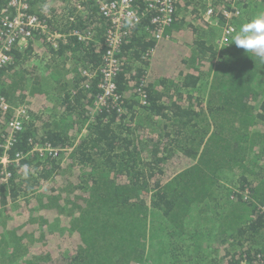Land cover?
I'll return each mask as SVG.
<instances>
[{
  "label": "trees",
  "instance_id": "obj_1",
  "mask_svg": "<svg viewBox=\"0 0 264 264\" xmlns=\"http://www.w3.org/2000/svg\"><path fill=\"white\" fill-rule=\"evenodd\" d=\"M136 3L142 21L101 102L112 23L99 1L31 0L49 32L89 39L38 31L0 69V160L22 153L6 180L0 163V264H144L148 240L158 252L164 237L195 264H264V61L236 45L227 60L220 30L202 28V10L231 0H177L161 39ZM236 6L235 33L250 6L264 12V0ZM19 106L27 117L5 150ZM47 145L59 155L33 150Z\"/></svg>",
  "mask_w": 264,
  "mask_h": 264
},
{
  "label": "built area",
  "instance_id": "obj_2",
  "mask_svg": "<svg viewBox=\"0 0 264 264\" xmlns=\"http://www.w3.org/2000/svg\"><path fill=\"white\" fill-rule=\"evenodd\" d=\"M102 15H104L110 22L111 26L107 30L106 43L108 50L104 55V66L102 68L103 82L100 86L104 89L103 96H99L101 102L106 97L115 96V81L114 77L120 71L119 54L123 43L127 39L129 33L135 29L142 21L143 14L140 12L136 1L137 0H98ZM242 0H231L230 9L218 10L212 4L203 12V19L208 22H215L220 24L219 15L227 21L223 26V35L220 44L228 43L230 37L234 35L237 28L230 23V17L234 8L239 10L236 3ZM230 2V0H229ZM79 9L82 8L77 4ZM145 12L151 13V22L154 25L155 37L161 39L164 36L165 29L169 27L176 15L177 0H146L144 8ZM239 12V11H238ZM229 19V20H228ZM49 33V39L56 41L59 38H68L75 35L80 39H89L88 35L81 33L78 30H73L68 33L49 32V26L46 20L39 17L31 10V0H9L8 4L0 10V69L8 65L13 60L12 51L14 47L25 48L31 40L34 39L38 32ZM89 72H86L88 74ZM99 103V101H98ZM9 110V105L4 97L0 95V111ZM26 113L25 106L16 108V112L12 118L6 122V127L9 133L5 136V143L3 144L5 150H8L13 142L15 133L23 129V122ZM33 150H38L40 153L48 151L53 156L59 155V149H54L47 145V147H33ZM22 157V153H17L14 158H11L5 151V154L0 160L4 164L3 179H8L11 176V171L6 165L11 162H18ZM261 211L264 213V205L261 206Z\"/></svg>",
  "mask_w": 264,
  "mask_h": 264
},
{
  "label": "clouds",
  "instance_id": "obj_3",
  "mask_svg": "<svg viewBox=\"0 0 264 264\" xmlns=\"http://www.w3.org/2000/svg\"><path fill=\"white\" fill-rule=\"evenodd\" d=\"M232 43L245 49L248 54L254 53L264 61V12L243 23L239 31L232 37Z\"/></svg>",
  "mask_w": 264,
  "mask_h": 264
},
{
  "label": "crops",
  "instance_id": "obj_4",
  "mask_svg": "<svg viewBox=\"0 0 264 264\" xmlns=\"http://www.w3.org/2000/svg\"><path fill=\"white\" fill-rule=\"evenodd\" d=\"M218 41V40H217ZM224 45H227L225 43H222ZM222 45H216V49H222ZM229 46V44H228ZM218 50V51H219ZM223 52L224 54L228 53L226 48L223 46ZM153 234V233H151ZM160 238V237H159ZM157 243H159L155 238L152 240H148V251L150 250L151 246L155 248V253L153 251V257L155 258L156 255H159L160 258L159 261L163 262V264H195L197 263L198 259L196 260L190 252H184L181 250L180 245H178V242L175 240H169L168 238H163V240H160V248L159 251L157 252ZM159 253V254H157ZM149 255V254H148ZM158 259L155 258V260L158 261ZM196 260V261H195ZM145 264H152V261L149 259L145 260Z\"/></svg>",
  "mask_w": 264,
  "mask_h": 264
},
{
  "label": "rangeland",
  "instance_id": "obj_5",
  "mask_svg": "<svg viewBox=\"0 0 264 264\" xmlns=\"http://www.w3.org/2000/svg\"><path fill=\"white\" fill-rule=\"evenodd\" d=\"M250 8V10L251 11H249L248 13L250 14V18L252 17V18H254L257 14H259V13H261V10L260 9H258V8H255V7H253V6H250L249 7ZM203 12H204V10H202V12H200V19L202 20V21H204L203 20ZM219 18H220V20H221V17L219 16ZM251 18V19H252ZM204 25V24H203ZM202 28L203 29H205V31L207 32V33H211V32H213L214 30H220V33H221V36H218V37H214V41H216L217 42V44L218 45H222L221 47H222V49H220V50H223V46L226 48V50L228 51V53H226V54H224V52L223 51H218V53L219 54H221L222 56H227V60H229V61H232V62H235L236 61V55L238 54V52H236V53H233V54H231L232 53V51L235 49V43H229V46L228 45H224V44H220L219 43V41L221 40V38H222V24L220 23V24H216L215 22H211V23H208V24H206V25H204V26H202ZM239 31V30H238ZM237 31V32H238ZM236 33H234V35H235ZM233 35V36H234ZM232 36V37H233ZM231 37V38H232ZM218 40V41H217ZM228 44V43H227ZM229 54V55H228ZM237 64H239V63H237ZM157 230H159L158 228H157ZM156 230H154V232H155ZM157 234H159V232H156ZM148 257H149V255H148ZM147 257V258H148ZM155 258L156 259H158V258H160V256L159 255H156L155 256ZM155 258L153 257L152 259H150V257H149V259L152 261V264H163L161 261H159V259H158V261L157 260H155ZM147 263V262H146ZM145 264V263H144ZM151 264V263H150Z\"/></svg>",
  "mask_w": 264,
  "mask_h": 264
}]
</instances>
